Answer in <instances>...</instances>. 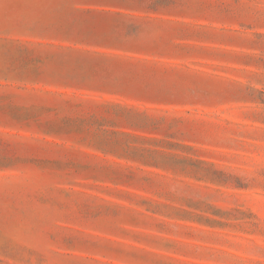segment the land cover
Returning a JSON list of instances; mask_svg holds the SVG:
<instances>
[{"label": "rangeland", "instance_id": "rangeland-1", "mask_svg": "<svg viewBox=\"0 0 264 264\" xmlns=\"http://www.w3.org/2000/svg\"><path fill=\"white\" fill-rule=\"evenodd\" d=\"M0 264H264V0H0Z\"/></svg>", "mask_w": 264, "mask_h": 264}]
</instances>
